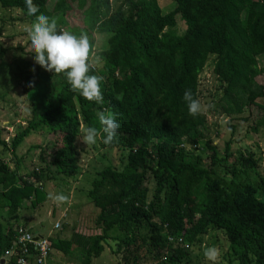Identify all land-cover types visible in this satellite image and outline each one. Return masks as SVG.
Segmentation results:
<instances>
[{
  "label": "trees",
  "instance_id": "16d2710c",
  "mask_svg": "<svg viewBox=\"0 0 264 264\" xmlns=\"http://www.w3.org/2000/svg\"><path fill=\"white\" fill-rule=\"evenodd\" d=\"M169 1L173 6L163 10L157 0H33L36 15L54 18L58 31L105 36L97 55L90 51L89 71L101 78L102 99L87 100L62 74L36 64L27 34L25 45L16 47L31 59L18 64L16 80L29 115L12 136L0 128L2 264H16L6 253L26 228L19 213L45 201L44 183L79 174L87 151L78 140L89 126L99 132V113L114 114L119 128L107 145L100 133L98 146L119 151L123 164L101 166L86 192L97 209L95 232L73 229L59 237L57 230L68 226L61 223L41 236L50 256L56 250L91 264L109 247L107 258L115 264H194L193 249L199 251L213 230L225 243L224 249L217 244L216 264H264V157L246 149L227 163L231 141L221 155L204 115H189L182 99L190 90L199 101V78L210 65L220 110L238 116L257 107L261 115L252 130L264 127V85L256 81L264 0ZM0 11L35 19L24 0H0ZM37 132L51 135L45 145H34L42 165L20 174L16 152Z\"/></svg>",
  "mask_w": 264,
  "mask_h": 264
},
{
  "label": "rangeland",
  "instance_id": "374dc122",
  "mask_svg": "<svg viewBox=\"0 0 264 264\" xmlns=\"http://www.w3.org/2000/svg\"><path fill=\"white\" fill-rule=\"evenodd\" d=\"M157 3L163 10L173 6V2L169 0H157ZM34 20L29 22L23 14L17 11H0V128L4 127L5 130L10 131L11 136L17 126L23 125L24 118L29 115L26 111L27 100L18 87L16 80L18 77V64L31 59L16 47L25 45L27 40L26 29L31 26ZM178 25H180L178 26L180 30L183 29L180 23ZM88 39L91 46V55H97L98 49L105 45V36L95 32ZM258 65L262 72L256 77V81L264 85V55L258 58ZM209 66L204 67L199 78L201 90L199 97L200 112L205 117L208 137L217 145L221 155L224 153L226 142L231 141L227 163L234 159V154H237L238 151L246 149L264 157V127H257V132L252 130L256 127V121L260 118L261 110L253 106L250 109H245L238 116H229L221 111L217 90L219 84L211 73ZM10 122L16 123L15 126H6ZM50 137L51 135L46 132H41V134L37 132L29 134L22 141L16 152L17 158L22 159L19 169L20 174H25L41 167L42 164L38 160L39 149L34 147V145L40 144L43 146ZM5 138L9 139L7 136ZM82 139L83 134L79 137L78 143L84 151H87V154H85L86 152L81 153L79 174L71 178L60 176L45 182L43 188L48 196L45 201L19 213L20 216L17 221L26 224L30 232L35 236L53 234L56 221H61L63 224L65 222L68 223L65 230L63 229L60 232L57 230L59 237L68 236L73 229L81 230L87 234L95 232L92 218L95 216L97 209L87 201L86 192L90 188L91 181L96 176V170L100 169L101 166H106L108 163L121 166L123 159H121L122 156L117 150H106L98 146V141L94 144H89L84 143ZM203 160L207 161L206 157H203ZM10 166H14L12 161ZM50 193L53 195L61 193L67 199L65 202L57 203L49 197ZM205 241V244L198 249L199 251L193 249L194 264H212L211 261L206 260L203 256L205 248L214 246L218 249L217 244L219 243H222L223 249L225 248L222 234L216 231L212 230L210 236H205ZM106 249L107 255H109V247ZM107 255L103 252L101 256L94 258L91 264H115V261L112 258H107ZM67 263L80 264V261L72 255L65 256L53 250L47 262V264Z\"/></svg>",
  "mask_w": 264,
  "mask_h": 264
},
{
  "label": "clouds",
  "instance_id": "9594fccd",
  "mask_svg": "<svg viewBox=\"0 0 264 264\" xmlns=\"http://www.w3.org/2000/svg\"><path fill=\"white\" fill-rule=\"evenodd\" d=\"M26 14L35 16V20L26 29L30 46L34 52L33 59L45 71L56 72L63 75L71 89L90 101H100L102 94L98 75H90L92 59L91 46L87 35L73 34L68 30H57V22L46 15H36L39 11L33 0H24ZM187 105L188 114L195 116L199 113L201 105L193 98L190 90H185L182 97ZM99 132L96 127L89 126L84 130L83 142L94 144L100 133H103L102 143L112 142L119 128L112 113H99ZM57 203L65 202L67 197L61 193L49 194ZM206 260L216 264L219 251L210 246L203 250Z\"/></svg>",
  "mask_w": 264,
  "mask_h": 264
},
{
  "label": "built area",
  "instance_id": "2783aa9c",
  "mask_svg": "<svg viewBox=\"0 0 264 264\" xmlns=\"http://www.w3.org/2000/svg\"><path fill=\"white\" fill-rule=\"evenodd\" d=\"M54 228H61V221H56ZM6 255H15L16 264H47L50 248L45 237L35 236L27 228H20L13 247Z\"/></svg>",
  "mask_w": 264,
  "mask_h": 264
},
{
  "label": "crops",
  "instance_id": "0c3cea01",
  "mask_svg": "<svg viewBox=\"0 0 264 264\" xmlns=\"http://www.w3.org/2000/svg\"><path fill=\"white\" fill-rule=\"evenodd\" d=\"M20 224L23 225L24 223H20ZM26 228H28V227L26 226ZM47 235H50V234H47ZM49 258H50V256H49ZM2 263H3V261L0 262V264H2ZM67 264H68V263H67Z\"/></svg>",
  "mask_w": 264,
  "mask_h": 264
}]
</instances>
